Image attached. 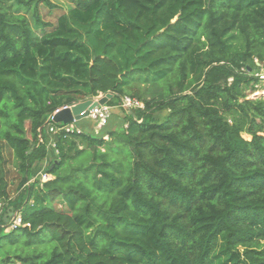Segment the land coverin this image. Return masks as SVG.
I'll return each instance as SVG.
<instances>
[{
	"label": "trees",
	"instance_id": "1",
	"mask_svg": "<svg viewBox=\"0 0 264 264\" xmlns=\"http://www.w3.org/2000/svg\"><path fill=\"white\" fill-rule=\"evenodd\" d=\"M72 1L0 0V202L30 225L0 217V264H264V0ZM140 85L102 130L44 129Z\"/></svg>",
	"mask_w": 264,
	"mask_h": 264
},
{
	"label": "built area",
	"instance_id": "2",
	"mask_svg": "<svg viewBox=\"0 0 264 264\" xmlns=\"http://www.w3.org/2000/svg\"><path fill=\"white\" fill-rule=\"evenodd\" d=\"M256 77H264V66H259V72L255 74ZM111 93H104V94H98L94 97L88 98L87 100H90L92 103H95V106L91 109H86L82 113H80L81 119H88L90 121L95 122L96 129L102 130L104 127H106L109 123L110 117L112 115V112L114 109H122L126 113H130L134 109H143V104L138 101L135 98H132L130 96H121L118 98V103L114 106H109L107 103L104 105H100L98 103L99 100L106 97V95ZM112 95V94H111ZM113 97V95H112ZM85 100V101H87ZM109 101V100H108ZM84 102V101H83ZM80 103V102H79ZM78 104V103H77ZM76 104L63 106L55 109L52 113H50L45 121L44 129L46 130L47 134L49 135H56L59 133H64L65 135L72 134L73 132L80 133L81 131L79 129H75L73 124L76 122L75 120L71 121L67 124L62 123H55L54 117L56 114L61 112L65 109H71ZM86 113V114H85ZM127 125L125 124L124 127ZM104 140H107V135L103 136ZM39 140H41V136H39ZM47 147H51L54 151V154H57V151L55 150V145L51 141L48 142ZM40 181L42 183H45L46 181H49L52 177L47 172H43L40 175ZM11 210V209H10ZM8 210V211H10ZM8 211L4 214L3 211V204L0 202V217L3 215V217L8 213ZM14 213L11 218L8 219L7 223L4 224V231L10 232L17 228H30V225L28 223H24L20 214V211H14Z\"/></svg>",
	"mask_w": 264,
	"mask_h": 264
},
{
	"label": "rangeland",
	"instance_id": "3",
	"mask_svg": "<svg viewBox=\"0 0 264 264\" xmlns=\"http://www.w3.org/2000/svg\"><path fill=\"white\" fill-rule=\"evenodd\" d=\"M49 2L53 6L51 9L49 7L40 5L39 11H40V15L42 16L43 21L48 22L52 25H55L56 19L58 18L59 15H61L62 13H66L73 6L72 0H49ZM258 72H259V69H254L251 73L254 77H256L255 74ZM257 78L259 79V83L256 84L255 86L256 92L253 94H250L249 98H255L256 96L258 97L260 95H264V77H257ZM162 85L163 87H165V83H163ZM143 89H144L143 86L140 85L139 87H135L133 90L128 91L127 93H125V95L131 96L133 94L132 93L133 91L141 92ZM247 94H249V92H247ZM166 113H167L166 111H162V112L156 113L154 116L157 119L161 120L163 117H165ZM24 125H25V122H24ZM73 126L75 129H79L83 133H92V123L88 121L87 119H84V120L80 119L76 121L73 124ZM263 135H264V132H263ZM243 136L244 138L249 140V137H247L246 135H243ZM47 150L48 152H50L51 155H53L54 157L56 156L54 155L51 147H47ZM50 154L46 161L36 166L35 168L36 171L33 174L34 177L30 182L34 181V179H37V177H39L41 173L46 172L48 164L51 161L55 160V158L51 156ZM11 194H12L11 200H13L16 197V194H13V193Z\"/></svg>",
	"mask_w": 264,
	"mask_h": 264
},
{
	"label": "water",
	"instance_id": "4",
	"mask_svg": "<svg viewBox=\"0 0 264 264\" xmlns=\"http://www.w3.org/2000/svg\"><path fill=\"white\" fill-rule=\"evenodd\" d=\"M111 98H112V95L108 94V95H106V97L99 100L98 103L100 105H104ZM94 106H95V103H92L90 100L80 102V103L74 105L73 107H71V109L62 110L61 112L56 114L54 117V122L67 124L73 120L78 121L81 119L80 113H82L86 109H91ZM13 214L14 213L12 212V210L8 211V213L3 217V222L7 223L8 219L11 218L13 216Z\"/></svg>",
	"mask_w": 264,
	"mask_h": 264
}]
</instances>
